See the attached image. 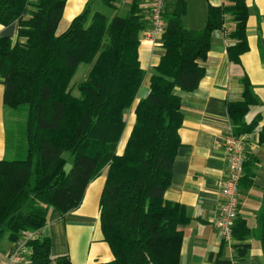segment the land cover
<instances>
[{
	"label": "trees",
	"instance_id": "16d2710c",
	"mask_svg": "<svg viewBox=\"0 0 264 264\" xmlns=\"http://www.w3.org/2000/svg\"><path fill=\"white\" fill-rule=\"evenodd\" d=\"M115 9L121 0H99ZM208 7L201 30L182 24L186 0H167L162 35L165 54L150 78L149 93L134 108L135 122L123 151L117 148L126 127V111L134 103L145 73L138 60L139 33L148 26L141 0H132L125 15L107 17L89 4L68 28L56 35L65 0H0V25L17 23L15 42L0 37V85L3 104L26 108L23 160L0 161V240L23 241L26 264H72L67 256L53 259L50 240L40 237L49 208L62 215L82 202L88 184L105 170L99 201L104 242L113 259L97 264H179L182 233L189 221L183 206L168 203L172 166L180 147L181 97L196 90L204 76L213 31L231 15L235 43L227 48L236 63L247 46L245 0ZM91 65L72 95L70 83L79 65ZM255 98L243 83L242 100L228 103L235 135L252 134L257 120L245 116ZM72 158L68 169V160ZM255 159L247 154L239 187L252 185ZM34 235L24 240V234ZM232 260L219 255L214 264L244 261L255 234L264 254V197L253 233L244 219L232 227ZM212 258V256H211Z\"/></svg>",
	"mask_w": 264,
	"mask_h": 264
},
{
	"label": "crops",
	"instance_id": "0c3cea01",
	"mask_svg": "<svg viewBox=\"0 0 264 264\" xmlns=\"http://www.w3.org/2000/svg\"><path fill=\"white\" fill-rule=\"evenodd\" d=\"M97 2L104 6L99 0H65L55 34H62L88 4L91 9L92 4ZM186 3L187 12L182 24L189 30L204 27L208 7L231 5L227 0H186ZM130 4L131 1H120L112 10L116 14L127 5L129 10ZM245 5L247 48L239 55L238 62H232L227 54V48L235 43L230 36L235 22L228 14L222 29L213 31L210 36L206 59L199 62L204 76L198 87L189 93L177 92L181 97L183 115L179 129L180 147L174 158L171 182L164 200L183 206L189 218L187 223L178 226L182 233L179 264H214L216 255L222 260H232L235 256L232 246L220 238L213 221L223 200L221 185L226 172V159L222 141L232 127L227 105L242 100L244 82L255 98L245 122L249 124L257 120L247 143V154L256 163L252 170V185L249 188L239 187L238 218L244 219L248 228L256 232V218L264 197V0H245ZM141 7L147 13L143 1ZM17 30L16 22L8 27L0 25V37L7 36L15 42ZM143 30L139 33L138 60L145 76L132 107L126 111V127L117 148L119 154L135 122L134 108L147 97L150 78L156 74L155 69L165 54L162 37L151 44L143 39ZM3 90L0 85V161L8 160V155L13 156L8 150L6 123L9 109L3 104ZM105 175L103 170L88 184L82 202L74 211L62 215L49 208L40 237L50 240V256L53 259L67 256L72 264H97L113 259L103 240L99 220V201ZM246 243L250 249L245 260L233 264H264V254L255 234ZM22 247V241L12 244L5 239L0 240V264H7ZM25 252L28 255L29 249L25 248Z\"/></svg>",
	"mask_w": 264,
	"mask_h": 264
},
{
	"label": "built area",
	"instance_id": "2783aa9c",
	"mask_svg": "<svg viewBox=\"0 0 264 264\" xmlns=\"http://www.w3.org/2000/svg\"><path fill=\"white\" fill-rule=\"evenodd\" d=\"M122 2L132 0H121ZM146 5L148 26L143 30V39L151 44L162 37L165 31L163 11L167 0H141ZM246 135H235L230 129L224 136L222 148L226 159V172L222 180L221 194L223 200L213 221V226L222 241L232 246L234 241L232 227L238 217L239 184L243 176V166L247 157ZM34 235L24 234V240L33 239ZM23 245V241H22ZM27 255L24 245L8 261L7 264H26Z\"/></svg>",
	"mask_w": 264,
	"mask_h": 264
},
{
	"label": "rangeland",
	"instance_id": "374dc122",
	"mask_svg": "<svg viewBox=\"0 0 264 264\" xmlns=\"http://www.w3.org/2000/svg\"><path fill=\"white\" fill-rule=\"evenodd\" d=\"M92 11L99 10L101 13L105 14L107 17L115 14L112 9L102 6L101 4L94 3L91 6ZM128 11V5L120 8L117 12L118 15H125ZM91 68V65L81 64L79 65L76 73L74 74L70 87L72 89V95L79 96L78 85L83 82ZM25 120H26V108H21L19 110L9 109V118L6 123L7 133H8V150L12 155H8V160H23L26 156V143L24 138L25 130ZM67 158V168L71 166L72 158L68 154H64Z\"/></svg>",
	"mask_w": 264,
	"mask_h": 264
}]
</instances>
